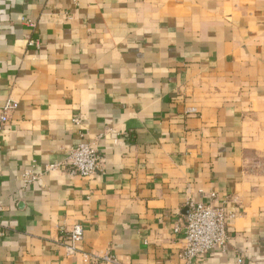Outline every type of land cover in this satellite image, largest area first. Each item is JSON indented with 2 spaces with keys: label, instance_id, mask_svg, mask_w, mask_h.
Masks as SVG:
<instances>
[{
  "label": "crops",
  "instance_id": "crops-1",
  "mask_svg": "<svg viewBox=\"0 0 264 264\" xmlns=\"http://www.w3.org/2000/svg\"><path fill=\"white\" fill-rule=\"evenodd\" d=\"M8 100L0 264H185L191 202L234 214L191 264H264V0H0Z\"/></svg>",
  "mask_w": 264,
  "mask_h": 264
},
{
  "label": "built area",
  "instance_id": "built-area-1",
  "mask_svg": "<svg viewBox=\"0 0 264 264\" xmlns=\"http://www.w3.org/2000/svg\"><path fill=\"white\" fill-rule=\"evenodd\" d=\"M27 47L39 49L41 43L31 39L27 41ZM16 108L17 104L11 100L0 106V135L8 124L9 113ZM101 161L102 158L94 148L87 144H79L69 154L67 171L73 176L89 178L96 174ZM34 180L31 178L30 181ZM187 209L183 222L174 228L175 233L181 232L183 234V248L179 254V259L185 264H191L211 252H223L229 239L227 222L234 218V214L228 213L224 207L215 206L212 203L191 202ZM61 233L60 239L67 249L72 252L76 250V244L82 240V228L75 226L68 233ZM5 234L6 231L0 220V237ZM93 259L95 261L100 259L106 263L114 261L108 256L93 257Z\"/></svg>",
  "mask_w": 264,
  "mask_h": 264
}]
</instances>
